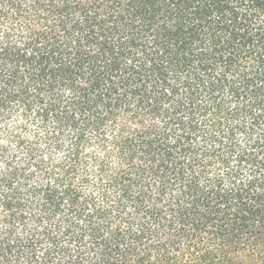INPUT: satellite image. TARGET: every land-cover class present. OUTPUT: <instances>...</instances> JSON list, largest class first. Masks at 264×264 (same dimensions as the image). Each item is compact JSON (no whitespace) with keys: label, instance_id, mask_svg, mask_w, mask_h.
Listing matches in <instances>:
<instances>
[{"label":"trees","instance_id":"1","mask_svg":"<svg viewBox=\"0 0 264 264\" xmlns=\"http://www.w3.org/2000/svg\"><path fill=\"white\" fill-rule=\"evenodd\" d=\"M0 264H264V0H0Z\"/></svg>","mask_w":264,"mask_h":264}]
</instances>
